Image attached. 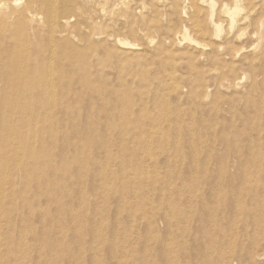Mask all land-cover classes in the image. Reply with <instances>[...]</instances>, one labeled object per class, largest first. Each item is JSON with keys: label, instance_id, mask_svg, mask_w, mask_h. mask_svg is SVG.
Returning <instances> with one entry per match:
<instances>
[{"label": "rangeland", "instance_id": "rangeland-1", "mask_svg": "<svg viewBox=\"0 0 264 264\" xmlns=\"http://www.w3.org/2000/svg\"><path fill=\"white\" fill-rule=\"evenodd\" d=\"M155 1L151 4L152 0H145L149 8L146 11L133 5L126 17L122 12L105 25L113 35L141 44L148 54L141 67L123 70L107 61L105 42L95 40L83 46L88 57L87 69L82 71L72 63L65 40L33 41L40 50L46 47L47 60L53 61L51 74L56 96L49 105L47 101L51 97H44L43 106L38 109L48 115L52 113L53 122H38L35 119L38 113L31 115L25 109L26 114L24 111L17 114L26 117L30 127L37 129L28 135V141L36 145L35 165L26 167L27 176H15L16 199L20 204L9 214L12 225L5 223L0 228L3 253L12 246L18 255L29 243L26 264H122L121 258L125 257L128 264H264V195L257 194L261 185L254 187L264 180V3L253 0L257 7L247 24L233 29L231 35H240L239 40L231 43L233 37H228L227 31L221 38L211 40L214 45L231 43L237 62L244 64L253 60L257 87L250 88L246 74L239 88L220 91L226 99L240 97L243 101L195 108L184 100L178 101L176 93L170 95L165 89H157L160 87L157 78L162 75L161 62L169 60L172 53L176 57L184 53L185 45L176 46L166 40L162 55H158L156 46L162 39L172 38L175 31H180L179 40L184 36L191 15L188 0H175L179 8L187 6L188 11L182 15L173 9L172 0ZM259 20L262 26L257 24ZM131 28L133 34L129 32ZM188 31L190 34L191 30ZM15 43L1 40L0 49L15 48ZM53 50L56 56L51 58ZM38 53L33 52L30 63L42 59ZM97 58L101 63H95ZM245 68L248 70L249 66ZM142 70L148 79H143ZM87 73L95 90L120 91L128 101L119 104L114 100L108 105L102 100H96L95 104L81 100L75 90L80 88ZM25 94L28 98L33 92ZM0 95L1 104L4 95L1 92ZM128 96L132 98L129 100ZM115 108L124 109L135 119L119 118ZM90 114H94L96 141L83 135L92 120ZM160 116L163 117L160 119ZM77 127L81 128V135L75 130ZM5 130L0 127V133ZM47 147L52 155L51 163L43 158V149ZM252 151L258 155L261 172H254L256 166L249 164L250 158H254ZM144 160L150 165L144 164ZM9 170L2 177L10 178L12 170ZM103 173L109 177H102ZM249 174L254 176L251 178ZM11 199L9 196L6 203ZM179 210L184 217H175ZM61 240L66 241V251L60 247ZM173 242L176 247L172 250ZM5 260L7 257L0 259V264H7Z\"/></svg>", "mask_w": 264, "mask_h": 264}, {"label": "bare ground", "instance_id": "bare-ground-1", "mask_svg": "<svg viewBox=\"0 0 264 264\" xmlns=\"http://www.w3.org/2000/svg\"><path fill=\"white\" fill-rule=\"evenodd\" d=\"M262 2L264 3V0H262ZM155 3L156 1L152 0L151 4H155ZM133 5L139 6V8L144 9V11H146V9L147 10L149 9L147 5H145V0H24V1L9 0L7 2L0 0V41L1 40H4V41L14 40L16 42L15 48L0 49V87H2L0 89V92L4 95V99L2 98L3 101L0 104V113L3 112L0 115V118H1L0 127H2L3 129H6L9 132V133H6L5 132L6 130H5L3 133H0V228L2 224H5V223H7L9 226L12 225L9 214H12L14 211H16L20 204L19 201L16 199V195H18V190L16 188V184H17L16 175L27 176L28 172L26 171V167L29 165L31 168H34V165H35L36 145L33 141L31 142L28 141V138H29L28 135L31 131H33V129L34 130H37V129L30 127L31 125L27 121L26 117L23 118L22 117L23 115L18 116L17 114L20 113L21 111H24L25 109V111L31 112V115L37 112L38 115H35L37 118H35L34 115L32 117H34L35 119H38V122L46 123L49 120L51 121V123L53 122L52 113H49L48 115L47 113H44V112H38V109L40 108V106H43V103H41V101L44 97H51L47 101L49 105V102L53 99L54 96H56L55 83L53 82V78L51 74L52 71L54 70L53 61L48 62L47 57L45 55L47 52H49V50L46 49V47H42L40 50L39 47H36L33 45L35 43L33 41L34 40H65L64 41L66 44L65 48L69 50L68 55L72 59V63H74V65L77 68L80 66V70L82 71L87 69V64L85 62H86V58L88 57L87 54L85 55L83 46L87 47L88 45H91V42L95 40H101L105 42L104 50L107 53L106 54L108 58L107 61H111L115 63L118 67H120L123 70L124 69L131 70L135 67H141L144 64V61H146L148 58V54L143 50V48L141 47V44L135 41H131L125 37H120L119 35H113L110 32V30H108L106 27L107 25L110 24L108 23V21L113 20L115 17L121 16L122 12L124 13L123 17H126V13L129 11V9L133 10L132 9ZM171 6L180 15L188 11V9L186 8L187 6L184 8L183 7L179 8L175 0L171 1ZM256 7L257 6L256 4L253 3V0H199V1L198 0H188V8H189V11L191 12V15L188 21L189 22L188 30H191V33H190L191 35L189 34V31L186 29L184 36L180 37L181 40H179L178 34L180 33V31H175L173 33L174 35H172V38L168 37L166 39H162L163 41L161 42V44L159 46H156V49L158 50V53H159L158 55H162L165 53L166 48L164 47V45L167 43L166 40H171L172 44L176 46L185 45L184 53H179L177 56L178 58L176 57V54L172 53L171 56H169L170 57L169 60L163 59V62H161L162 64H161V67L159 68V72H162V75L161 77L157 78L159 82L158 85H160V87L157 89H160V90L163 89V91L165 89V91L169 92L170 95L172 93H176V97H177L176 99L178 101L184 100L185 104L196 106L195 108L197 107L201 108L204 105L211 104V103H213L214 106H218L222 104H229V103L233 104L234 102H237V101L239 102L243 101L240 97L237 99H226L225 95L221 94L220 91L221 89L239 88V86L241 85L240 80L246 74L250 78V88L251 89H253L254 87H257L258 85L257 78L253 74V60H250L248 63H244V64L237 62L236 52H234L233 51L234 48L231 49V46L229 45L239 40L241 37L240 35L236 33L232 36L231 32H233V29L236 28L238 25H246L247 20L249 19L251 14L256 10ZM181 23L182 25H184L185 21L181 20ZM257 24L259 26H262L263 24L262 20L257 21ZM210 27L212 30L210 29ZM259 28L263 29V27H259ZM225 31H227L228 37H231V36L233 37V40H230L231 43L227 42V43L214 45V43L211 42V40H217L218 38H221L224 34H226ZM129 32L133 34L134 29L133 28L129 29ZM151 40H154V37H152ZM107 44L109 45L107 46ZM228 46L230 50L228 49L226 51ZM36 50L40 52L38 54L42 55L41 57L42 59L37 60V62L33 64V63H30V58L33 52ZM238 51H240V49H237V52ZM51 54H52L51 58H53V56H56V50H53ZM181 54L185 56H179ZM95 63L97 64L101 63V59L97 58V62ZM245 65L249 66L248 70L245 68ZM142 72H143L142 73L143 79H148L149 77L148 74L144 73V70H142ZM87 76H88V73L86 74V79L80 83V88L75 90L76 96L79 97L81 100L83 101L87 100L89 104H95L96 100H102L108 103V105L111 103V101H114V100H117L119 104L120 102L124 104L125 101H128L122 98L123 96H121L120 91L104 92V91H100L97 89L95 90L93 82ZM27 91L33 92V95L32 96L30 95L31 97L26 98L25 92ZM163 91H161L162 95L164 94ZM169 93H166V94H169ZM88 94H89V97H88ZM131 98L129 97V100ZM17 99H19L20 101H17ZM181 103L183 104V101ZM163 104L165 105V102ZM121 109H118V110L116 109L117 110L116 114L118 115L119 118H123V119L127 118L130 120L135 119L134 116H130V114L125 112L124 109L122 110ZM129 109H131V107ZM49 110H50V107H49ZM162 114L164 113L162 112L161 115ZM40 115L43 116V119L38 118L40 117ZM143 115L141 116L143 117ZM93 116L94 114L89 115V119L91 118L92 120L89 124L87 123L86 128L84 129L86 131L83 133V135L84 137L89 138V140L96 141L95 134H94V128L92 124L94 121ZM138 117H140V114ZM138 117L136 116V118ZM162 117L163 116H160L159 118L161 119ZM28 118H30V116ZM169 123L171 122L169 121ZM39 126L40 125H38V127ZM75 130L78 131V133L81 135V128L77 127V129L75 128ZM164 131H165V128H164ZM53 137L55 140L57 139V136H53ZM146 137H148V135ZM44 142H45V139L42 141V143ZM43 145L44 144H42V146ZM43 150H45V155L43 156V158L48 163L49 162L51 163L52 155L48 151L49 148L47 147V149H43ZM153 151L152 153H154ZM257 153H260V152L258 151ZM253 155H254V152H253ZM255 155H254V158H250L249 164L251 163L252 165L256 166L254 172L257 173V172H261L263 169L259 167L258 165V155L256 156ZM150 159H152V155ZM157 161H158L157 164H159V160ZM145 163L147 164L146 161L144 162V164ZM151 166H153V164H151ZM151 166H148V167H151ZM9 169L12 170V175H11L12 177L10 176V174H9L10 178L7 175H6L7 177L6 176L2 177L8 172ZM158 170H159V167H158ZM139 174L141 173L139 172ZM245 175H247V173H245ZM249 175L251 176V174ZM107 176H108L107 174L103 173L102 177L106 178ZM142 176L144 177V175ZM147 176H150V174ZM248 176L247 178L250 177ZM253 176H251V178ZM137 178H135V180ZM144 178L149 179V177H144ZM135 180L133 183H135ZM254 180L256 181V179L253 178L252 181L254 182ZM150 181L148 182L150 183ZM130 182H131V179H130ZM158 183L156 184L158 185ZM142 184L141 186H143ZM260 185L262 189L257 191V194L264 195V180H262L261 183L258 182L255 186L254 185L253 186L257 187ZM257 194L255 192L254 195H257ZM141 195L139 196L140 198H141ZM9 196H12V199L9 201V203H6ZM258 199L259 198H257V200ZM173 206H175V204ZM170 207L172 208L171 205ZM152 208H155V207H152ZM180 211L181 210L176 212L175 217L177 215L183 216V212L182 211L180 212ZM178 217L179 216H177V218ZM171 218L173 219V217ZM187 220L188 219H186V221ZM103 232H101V234ZM173 241L175 242V240ZM65 242L66 241L61 240L60 247L62 249H65L66 251L67 246ZM179 242L180 241H178V243ZM0 244H1V241H0ZM47 245L49 247L51 246L48 242H47ZM175 245L176 244H174V246L171 248L172 250L175 249L176 247ZM179 245H181V243ZM23 249H24V246L21 249V251ZM29 250H30L29 243L25 244V250L20 252L18 255L16 254V250L14 247L12 246L7 247L4 253L2 252V250H0V259H2L3 257H7V260H5L7 264H26L28 263L27 251ZM121 261L125 264H128L129 262L126 259V257L121 258ZM175 264L177 263L175 262Z\"/></svg>", "mask_w": 264, "mask_h": 264}]
</instances>
